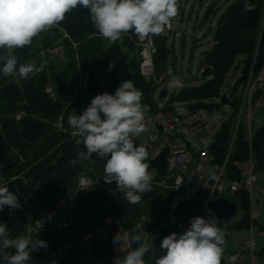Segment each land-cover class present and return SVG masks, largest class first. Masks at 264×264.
<instances>
[{"label": "rangeland", "instance_id": "obj_1", "mask_svg": "<svg viewBox=\"0 0 264 264\" xmlns=\"http://www.w3.org/2000/svg\"><path fill=\"white\" fill-rule=\"evenodd\" d=\"M233 2L234 0H178V15L173 18L175 28L164 36L150 35L148 38L142 39L136 36L133 31H130L124 34L121 40L112 44L110 41L100 37L97 31H95V43L101 44L103 47V50L98 53L97 59L94 61L96 63L94 72L102 81L100 94L111 89L106 77L108 72L115 73L117 77H122L132 72L131 64L127 66L128 63L122 57L126 52L130 53L128 49L131 47L130 44L133 45L132 48L137 45L136 53L133 55L137 62H139L141 53L146 48H148L152 55L158 79L152 83L147 82L151 86H147L142 91V101L144 104H147L143 107L144 123L147 131L135 138L136 145H142L149 149L147 151L148 158L145 162L149 164V172L153 177L152 184L155 185L152 191L156 185L158 186L154 181L158 171L151 169L150 163L164 149V144L160 140V128L154 119V110H163L166 104H168L172 92L178 91L170 86V82L174 79H179L183 82L181 89L197 87L210 80L209 76L203 75L205 68L201 66L202 55L205 50H209L208 40L210 41L211 39V31L215 29L222 12L229 3ZM208 9L214 15L206 23L205 17ZM67 20L65 18L59 25L41 32L33 38L30 45L13 50V54L16 55L18 60L17 67L21 63L34 61L37 66L43 65V71L30 74L27 79H21L18 75L15 78L5 77L0 72V125L5 124L7 128L15 131L21 119L27 114L34 113L35 117L46 119L47 115L43 112V109L52 101L60 100L69 104L76 96L83 95L84 110L90 104L93 97L86 95V78L90 69L84 68L81 61L83 57L81 51L84 47L83 44L77 43L67 32L64 23H67ZM151 40H153L152 44ZM200 42L202 44H199ZM163 49H165L166 55L165 62L162 63L163 68L157 70V62H160L159 64L161 65V60L157 61V59L161 58ZM6 54L5 49H0V68L3 67ZM240 61L239 59L237 64ZM110 65H112L111 68ZM235 68L231 69L221 90V95L227 94L230 104L223 105L217 99L204 101V106L199 107H196L199 104L197 101L187 103L174 102L170 104L171 108L164 110L165 112L179 114L182 117L181 125L182 129L186 132L185 136L196 149L211 144L214 137L221 131L222 125L229 120L236 109L233 108V105L236 106L237 104V119L240 116L243 98L239 92L233 94V86L236 80L239 79L241 70L236 73L237 68L236 70ZM163 89L169 92L168 98L164 100L159 98V94ZM153 102H155V106L152 104ZM210 103L221 104V109H208L207 105ZM154 107L155 109L153 110ZM64 117L65 111L54 121V125L61 132L70 134L71 129L63 121ZM245 117L246 111L242 114V126L245 124ZM11 154L16 158H23L22 162H24L26 160L24 159L26 158L25 155L28 152H23L21 148L17 147L16 143L12 148ZM59 157L60 155L58 154L55 158ZM92 157L88 160H80V162H86L87 164L83 166L82 172L75 178L72 184L74 187L55 203L47 204L41 208L39 214L27 226L26 232L23 235L30 233L33 239H35L39 233L70 229L77 222L75 211L83 208L84 204L89 202V198H92L93 195L91 196V194L96 190L102 192L106 197H116L123 193L118 189L116 182L111 184L104 182V171L100 176V168H97L95 162L91 160ZM75 158L77 156L73 157V159ZM73 159L63 161L61 167L67 168L68 164L69 166L75 165L71 163ZM76 164H79V162ZM259 171V181H262L264 168ZM4 180L5 178L0 172V182H8ZM161 189L163 191L159 189L160 192L158 191V194L170 202L167 196H165V189ZM29 191L27 190L21 196L23 202L28 199L30 195ZM224 196L234 197L229 193H225ZM170 206L166 205L165 207L160 206L158 208L159 211L164 212L161 217L162 221L157 228L150 229L152 226H148L149 228L146 229L147 232L144 234L145 238L143 240L148 244L152 245L154 243L153 240H155L154 238L159 237L162 232L170 227L172 228L176 224L175 222L178 219H173V215L170 213ZM239 208L241 210L240 202ZM197 209V204L193 203L190 216L194 215ZM183 212H187L185 204L179 208L178 214L181 215ZM189 227L190 225L187 222L177 235L182 234ZM115 232H119L120 237L125 241L121 251L114 244V238L117 235ZM149 232L152 235L150 239L148 236ZM133 235L134 231L123 227L120 220L107 216L104 222H101L89 234L80 239L70 238L66 244L53 250L52 253L41 257H32L29 264L59 262V256H63L59 264H114L116 257L124 255L127 251L137 247L136 245L134 246V243L132 244V249L127 247V241ZM109 240L111 241L113 256L106 261L101 257L100 249L102 248V243L100 242L108 243ZM257 244L258 247L264 249V240H258Z\"/></svg>", "mask_w": 264, "mask_h": 264}, {"label": "trees", "instance_id": "obj_2", "mask_svg": "<svg viewBox=\"0 0 264 264\" xmlns=\"http://www.w3.org/2000/svg\"><path fill=\"white\" fill-rule=\"evenodd\" d=\"M241 3L242 6L240 7L238 0H234L220 17L215 29L211 31L214 45L205 53L201 62L202 67L210 69L207 75L205 74L206 77H210V80L197 87L173 91L163 111L171 108L170 104L174 102L197 101L199 104L196 107H199L204 106V101L220 98L227 76L235 66L238 57H243L244 62L239 64L242 65V71L233 86V94L238 93L242 86H246L251 76H257L260 73L264 64V0H241ZM245 3L250 6V10H246ZM89 14V10L77 6V8L65 14V18L68 20L67 23H64L69 35L77 43L83 44L84 48L81 51L83 54L81 60L83 67L90 69L89 71H94L96 69L94 61L97 59L98 53L103 50V47L101 44L95 43L94 34L96 30ZM213 15L214 13L208 9L205 22H209ZM130 46L128 49L132 54L131 57H133L130 62L132 72L122 77H117L115 73L108 72L106 77L111 86V89L107 91L109 94L114 95L116 88L125 80H132L141 91H144L147 86H151L142 76L140 64L133 56L136 53L137 45L134 48H132V44ZM165 58V49H163L161 58L157 59V61L161 60V65L160 62H157V70L163 68L162 63L165 62ZM236 68L239 69V66H236ZM83 100L84 96L80 95L79 97L76 96L69 104L60 100L52 101L43 109V112L47 115L46 119L37 118L34 113L27 114L21 119L15 131L7 128L5 124L0 125V172L8 181H2L0 184H6L9 191L18 197L21 204L20 208L10 209L5 207L3 211H0V223L7 224L10 238L23 235L27 226L39 214L41 208L47 204L55 203L60 197L67 194L74 187L72 184L75 178L82 172L83 166L87 164L79 161V164L72 166L68 164L67 168L61 167L63 161L73 159L78 152L86 151V149L83 144L77 145L75 143L76 138L71 134L61 132L54 125V121L64 111L63 121L65 123H67L69 112L75 111L77 115L82 114L84 111ZM141 104L143 107L147 105L143 103L142 99ZM152 104L155 106V102ZM207 108L212 110L221 109V104L210 103ZM233 108H236L233 114L222 125L221 131L208 146L213 159L212 170L214 174L222 168L228 152L232 121L238 115L237 104L236 106L233 105ZM16 143L17 147L21 148L23 152H28L27 155L24 154L26 157L24 162H22L23 158H16L11 154ZM249 151L250 148L244 141V131L242 129L227 163L226 170L230 178L239 179L240 175L234 163L236 161L245 162L249 158ZM252 152L257 162V170H262L264 168V126L256 129ZM58 154L60 157L55 158ZM92 156L91 160L95 162L97 168H100L99 174L101 176L104 167L102 164H105L109 157L100 158L96 154ZM157 171L154 181L159 187L156 185L152 192L143 194L137 204L129 203L124 193L116 197H106L102 192L96 190L91 194L93 196L89 198V202L84 204L83 208L75 211L77 222L73 227L62 231L51 230L38 234L36 238L46 241L47 248H40L38 251L32 252V257H41L52 253L53 250L66 244L70 238L80 239L84 237L101 222H104L107 216L120 220L123 227L134 231V235L138 234L135 231L137 224L143 227L144 233L147 232L148 226H152L150 229L160 226L164 212L159 211L158 208L171 205L173 192L164 188L165 196L170 202L158 194V191L160 192L163 188L159 185V182L164 178L166 171ZM13 178L15 179L12 180ZM154 186L152 184V188ZM27 190H30V195L23 202L21 196ZM237 199L244 212L240 225L248 227L249 201L247 194L244 191L240 192L237 194ZM205 219L208 222H213L210 215H207ZM187 221L185 216L178 217L172 228H168L159 237L154 238V243L151 245L152 250L144 257L146 264H155V260L165 254V250L160 247L163 238L172 233H179ZM148 234L150 239L152 235L150 232ZM144 238L145 236L142 237V239ZM100 243H102L101 257L107 261L113 256L111 241ZM8 251L12 252L13 250L9 249ZM261 256L264 257V249L261 251ZM62 257H58L59 262H61ZM59 262H55V264H59ZM223 263L224 260L221 255L220 264ZM48 264H53V262Z\"/></svg>", "mask_w": 264, "mask_h": 264}, {"label": "clouds", "instance_id": "obj_3", "mask_svg": "<svg viewBox=\"0 0 264 264\" xmlns=\"http://www.w3.org/2000/svg\"><path fill=\"white\" fill-rule=\"evenodd\" d=\"M177 4L178 0H0V49L7 52L0 72L5 77L18 75L21 79L42 72L43 65L37 66L34 61L17 67L13 50L30 45L34 37L59 25L65 14L77 6L89 10L100 37L115 44L130 31L142 39L161 34L178 15ZM245 8L250 10L247 3ZM170 86L179 90L183 82L174 79ZM142 95L132 80H125L114 95L97 94L82 114L71 111L67 115L75 143L86 149L78 152L71 163L88 160L93 154L109 157L104 164L103 180L109 184L115 181L131 204L139 203L143 194L152 191L153 177L145 162L148 152L135 143V138L147 131ZM5 207L17 209L21 204L6 184H0V211ZM135 231L138 234L127 241V247L132 249L133 243L137 247L116 257L114 264H145L144 257L152 250L151 245L142 239L145 233L141 225L137 224ZM124 243L118 232L114 244L119 251ZM224 243L222 229L197 216L182 234L172 233L163 238L160 247L165 254L155 264H220ZM40 248L46 249L47 242L33 239L30 233L10 238L7 224L0 223V264H29L32 252Z\"/></svg>", "mask_w": 264, "mask_h": 264}, {"label": "built area", "instance_id": "obj_4", "mask_svg": "<svg viewBox=\"0 0 264 264\" xmlns=\"http://www.w3.org/2000/svg\"><path fill=\"white\" fill-rule=\"evenodd\" d=\"M172 19L170 26L157 36H164L174 30ZM153 40H151L152 44ZM150 47V46H149ZM141 74L148 83L157 81L156 71L151 53L148 48L141 53ZM256 78L255 84L247 90L240 116L232 121L231 138L225 162L220 171L214 174L212 170V155L208 146L194 148L186 138L182 129V117L179 114L156 110L154 119L160 128L161 142L164 150L171 157V164L165 171L164 178L159 185L173 192L171 214L176 220L185 216L190 225L191 219L197 216L205 218L210 215L217 227L222 229L225 243L221 246L223 264H264L261 256L262 248L258 247V240H264V176L259 181L260 171L252 152L256 128L253 124L254 113L264 106V64ZM252 76L248 81L250 82ZM221 101V97L217 99ZM246 111L244 125L242 114ZM244 131V141L248 144L249 158L245 162L234 163L239 172V179H232L227 173V163L241 131ZM161 151V152H162ZM215 177V178H213ZM245 192L249 201L248 227L241 226L244 212L239 208L237 194ZM229 193L234 197H225ZM230 199L237 202L238 208L230 220H225L209 209V205L217 199ZM197 204V212L190 216L191 206ZM185 204L187 212L178 214L179 208ZM175 222V221H172Z\"/></svg>", "mask_w": 264, "mask_h": 264}, {"label": "water", "instance_id": "obj_5", "mask_svg": "<svg viewBox=\"0 0 264 264\" xmlns=\"http://www.w3.org/2000/svg\"><path fill=\"white\" fill-rule=\"evenodd\" d=\"M238 4L240 7L242 6L241 0H238ZM209 70L210 69H206L203 75H205ZM101 89V79L94 71H90L86 78V95L88 97H94L95 95L101 93ZM168 96L169 92L165 89H163L159 94V98L162 100L167 99ZM220 103L223 105L230 104L227 94L222 95ZM146 150L149 151L148 148H146ZM170 164L171 157L167 154V151L164 150L151 161L150 168L154 170H165L168 166H170ZM237 208L238 205L236 201L225 198L217 199L209 205V209L213 213L225 220H230L236 213Z\"/></svg>", "mask_w": 264, "mask_h": 264}, {"label": "crops", "instance_id": "obj_6", "mask_svg": "<svg viewBox=\"0 0 264 264\" xmlns=\"http://www.w3.org/2000/svg\"><path fill=\"white\" fill-rule=\"evenodd\" d=\"M231 3H229L228 4V6L226 7V9L229 7V5H230ZM226 9L222 12V14L226 11ZM222 14H221V16H222ZM220 16V17H221ZM208 43H209V46H208V49L210 50L212 47H213V45H214V42H213V39H212V36H211V39H210V41L208 40ZM199 44H202L201 42L199 43ZM209 50H205L204 52H203V55H202V61H203V59H204V56H205V53L206 52H208ZM124 59H125V62L126 63H128L127 64V66H129L130 65V62H131V58H130V53H125V54H123V56H122ZM123 59V60H124ZM241 60L240 62H244V59H243V57H238L237 59H236V64H235V66L234 67H236V66H239V69H237V71H236V73L237 72H239L240 70L242 71V65H239L240 64V62L237 64V61L238 60ZM201 61V62H202ZM206 70V69H205ZM204 70V71H205ZM235 70H236V68H235ZM204 73V72H203ZM235 74V73H234ZM229 75V74H228ZM241 75V74H240ZM236 82H237V80H236ZM235 82V83H236ZM255 82H256V78L255 77H253L252 78V80H251V84H250V87H249V85H248V83H247V85L246 86H242L241 88H240V90H239V94L240 95H242L241 97L243 98V100H244V97H245V94H246V92H247V90H250L251 88H252V86L255 84ZM235 85V84H234ZM223 95V94H222ZM221 95V96H222ZM253 124H254V126H255V128L256 129H258V128H260V127H262V126H264V106L263 107H261V108H259V109H257L256 111H255V113H254V117H253ZM263 249V248H262Z\"/></svg>", "mask_w": 264, "mask_h": 264}]
</instances>
